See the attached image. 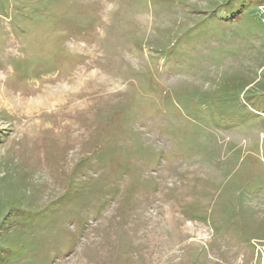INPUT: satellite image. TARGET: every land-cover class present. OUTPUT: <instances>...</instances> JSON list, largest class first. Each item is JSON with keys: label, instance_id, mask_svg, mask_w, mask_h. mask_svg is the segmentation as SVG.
I'll list each match as a JSON object with an SVG mask.
<instances>
[{"label": "rangeland", "instance_id": "obj_1", "mask_svg": "<svg viewBox=\"0 0 264 264\" xmlns=\"http://www.w3.org/2000/svg\"><path fill=\"white\" fill-rule=\"evenodd\" d=\"M0 264H264V0H0Z\"/></svg>", "mask_w": 264, "mask_h": 264}]
</instances>
